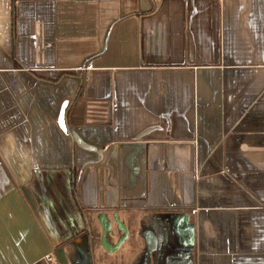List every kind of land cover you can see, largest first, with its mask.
Listing matches in <instances>:
<instances>
[{"label": "crops", "instance_id": "obj_1", "mask_svg": "<svg viewBox=\"0 0 264 264\" xmlns=\"http://www.w3.org/2000/svg\"><path fill=\"white\" fill-rule=\"evenodd\" d=\"M0 264H264V0H0Z\"/></svg>", "mask_w": 264, "mask_h": 264}, {"label": "trees", "instance_id": "obj_2", "mask_svg": "<svg viewBox=\"0 0 264 264\" xmlns=\"http://www.w3.org/2000/svg\"><path fill=\"white\" fill-rule=\"evenodd\" d=\"M76 181H77V175L75 172H71V191L73 198H76Z\"/></svg>", "mask_w": 264, "mask_h": 264}, {"label": "water", "instance_id": "obj_3", "mask_svg": "<svg viewBox=\"0 0 264 264\" xmlns=\"http://www.w3.org/2000/svg\"><path fill=\"white\" fill-rule=\"evenodd\" d=\"M146 242H147L149 250L154 249L155 238L150 232H148L147 235H146Z\"/></svg>", "mask_w": 264, "mask_h": 264}, {"label": "rangeland", "instance_id": "obj_4", "mask_svg": "<svg viewBox=\"0 0 264 264\" xmlns=\"http://www.w3.org/2000/svg\"><path fill=\"white\" fill-rule=\"evenodd\" d=\"M90 226H91V243H92V248H93V250H95V244H96V238H95V224L93 225V224H90Z\"/></svg>", "mask_w": 264, "mask_h": 264}, {"label": "built area", "instance_id": "obj_5", "mask_svg": "<svg viewBox=\"0 0 264 264\" xmlns=\"http://www.w3.org/2000/svg\"><path fill=\"white\" fill-rule=\"evenodd\" d=\"M87 68H92V65L91 64H88L87 65ZM47 257H48L47 259L50 260L49 256H47Z\"/></svg>", "mask_w": 264, "mask_h": 264}]
</instances>
